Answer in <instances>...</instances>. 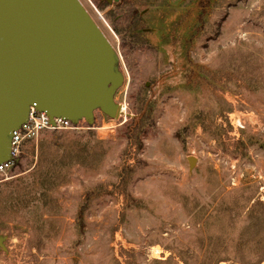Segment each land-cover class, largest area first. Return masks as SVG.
Returning <instances> with one entry per match:
<instances>
[{
  "label": "rangeland",
  "instance_id": "obj_1",
  "mask_svg": "<svg viewBox=\"0 0 264 264\" xmlns=\"http://www.w3.org/2000/svg\"><path fill=\"white\" fill-rule=\"evenodd\" d=\"M79 1L120 112L22 142L0 264H264V136L229 124L264 123V0Z\"/></svg>",
  "mask_w": 264,
  "mask_h": 264
},
{
  "label": "water",
  "instance_id": "obj_2",
  "mask_svg": "<svg viewBox=\"0 0 264 264\" xmlns=\"http://www.w3.org/2000/svg\"><path fill=\"white\" fill-rule=\"evenodd\" d=\"M122 82L113 46L79 0H0V164L31 108L53 126L91 124L96 110L117 117Z\"/></svg>",
  "mask_w": 264,
  "mask_h": 264
},
{
  "label": "built area",
  "instance_id": "obj_3",
  "mask_svg": "<svg viewBox=\"0 0 264 264\" xmlns=\"http://www.w3.org/2000/svg\"><path fill=\"white\" fill-rule=\"evenodd\" d=\"M238 113H234V122L232 121L233 117L229 115V124L234 130L241 131L248 127L253 133L264 136V123L261 122L254 112L244 110ZM76 124H73L68 119L54 118L53 126L45 113L38 112L31 108L28 121L21 125L18 129L14 130L10 136L11 160L0 164V174L5 173L15 164V161L18 159V155L21 153L20 146L22 142L28 138H35V133L39 128H70ZM233 184L236 185V182L233 181Z\"/></svg>",
  "mask_w": 264,
  "mask_h": 264
},
{
  "label": "trees",
  "instance_id": "obj_4",
  "mask_svg": "<svg viewBox=\"0 0 264 264\" xmlns=\"http://www.w3.org/2000/svg\"><path fill=\"white\" fill-rule=\"evenodd\" d=\"M119 2H120V1L118 0V2L115 3V5H119V4H120ZM104 3H107V0H104ZM28 203L30 204L31 201H29Z\"/></svg>",
  "mask_w": 264,
  "mask_h": 264
}]
</instances>
